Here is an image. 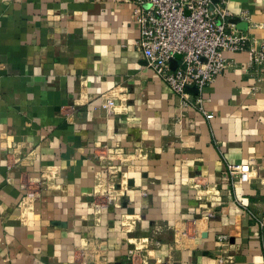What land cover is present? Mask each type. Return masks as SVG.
<instances>
[{
	"label": "crops",
	"instance_id": "crops-1",
	"mask_svg": "<svg viewBox=\"0 0 264 264\" xmlns=\"http://www.w3.org/2000/svg\"><path fill=\"white\" fill-rule=\"evenodd\" d=\"M221 2L264 43V0ZM136 3L0 0V264H264V66L226 51L208 119L147 65Z\"/></svg>",
	"mask_w": 264,
	"mask_h": 264
},
{
	"label": "built area",
	"instance_id": "built-area-1",
	"mask_svg": "<svg viewBox=\"0 0 264 264\" xmlns=\"http://www.w3.org/2000/svg\"><path fill=\"white\" fill-rule=\"evenodd\" d=\"M224 3V1H223ZM133 16L140 27L137 41L147 65L155 75L182 98L184 106H194L208 119L213 113L205 108L203 93L228 66L226 51L250 52V64L264 66V43H249L247 35L230 22L232 12L222 2L212 0H137ZM178 65L172 69L171 60ZM187 86H196L200 97L195 104L189 102ZM115 101L102 103L111 111ZM242 181H247L246 168H235ZM222 238H226L225 235ZM133 264H147L148 259L129 252Z\"/></svg>",
	"mask_w": 264,
	"mask_h": 264
},
{
	"label": "water",
	"instance_id": "water-1",
	"mask_svg": "<svg viewBox=\"0 0 264 264\" xmlns=\"http://www.w3.org/2000/svg\"><path fill=\"white\" fill-rule=\"evenodd\" d=\"M212 1H213L214 4H217V3H219L220 0H212ZM238 28L242 29L241 25H238ZM177 65H178V60L177 59H172L171 60L172 69H175L177 67ZM186 91L187 92H191V93H197L198 88L196 86H187L186 87Z\"/></svg>",
	"mask_w": 264,
	"mask_h": 264
}]
</instances>
